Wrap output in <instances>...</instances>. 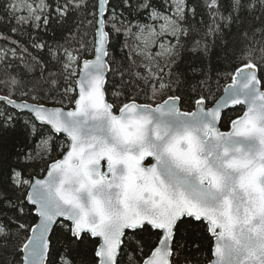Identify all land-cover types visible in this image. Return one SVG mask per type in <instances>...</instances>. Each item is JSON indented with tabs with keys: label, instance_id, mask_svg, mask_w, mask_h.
<instances>
[{
	"label": "snow or ice",
	"instance_id": "obj_1",
	"mask_svg": "<svg viewBox=\"0 0 264 264\" xmlns=\"http://www.w3.org/2000/svg\"><path fill=\"white\" fill-rule=\"evenodd\" d=\"M5 13L0 264H264V0Z\"/></svg>",
	"mask_w": 264,
	"mask_h": 264
},
{
	"label": "trees",
	"instance_id": "obj_2",
	"mask_svg": "<svg viewBox=\"0 0 264 264\" xmlns=\"http://www.w3.org/2000/svg\"><path fill=\"white\" fill-rule=\"evenodd\" d=\"M8 0H0V17H5L6 13H5V6L7 4ZM51 33V29L49 30V34ZM41 35H44L43 33H41ZM68 33L67 32H61V30L57 29L56 30V36L57 38H61V36H67ZM225 56V53L223 51H221L220 49H217L216 52L214 53L213 57H212V61H213V65L216 68L219 69H223L224 67V59L223 57ZM0 94H3V86L0 85Z\"/></svg>",
	"mask_w": 264,
	"mask_h": 264
}]
</instances>
